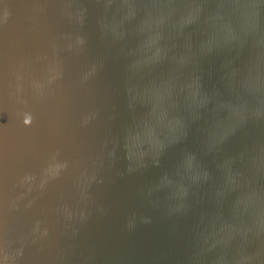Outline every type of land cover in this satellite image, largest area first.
<instances>
[{"label": "water", "instance_id": "95a60500", "mask_svg": "<svg viewBox=\"0 0 264 264\" xmlns=\"http://www.w3.org/2000/svg\"><path fill=\"white\" fill-rule=\"evenodd\" d=\"M0 264H264V0H0Z\"/></svg>", "mask_w": 264, "mask_h": 264}]
</instances>
